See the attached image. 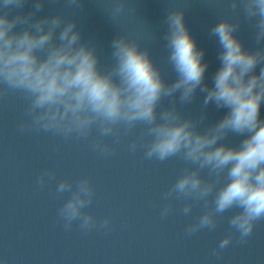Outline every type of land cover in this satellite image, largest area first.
I'll list each match as a JSON object with an SVG mask.
<instances>
[{
	"label": "clouds",
	"instance_id": "9594fccd",
	"mask_svg": "<svg viewBox=\"0 0 264 264\" xmlns=\"http://www.w3.org/2000/svg\"><path fill=\"white\" fill-rule=\"evenodd\" d=\"M27 3L0 0V101L12 95L23 99L18 133L83 141L101 159L115 156L133 136L130 154L142 151L144 160L177 158L185 164L161 194V219L177 210V201H183L179 212L185 217L199 206L202 211L183 230L192 237L216 231L231 212L228 234L210 254L221 255L234 240L246 244L264 222V0H225L231 15L209 30L220 62L211 86L205 82V50L185 22L187 7L169 8L163 19L166 62L175 73L169 82L151 48L142 47L156 39L145 22L149 44L121 31L111 41L110 60L102 63L96 43L83 39L76 19L63 12L37 17L45 0H32L24 13ZM63 6L82 9V0H63ZM104 11L112 22L136 14L132 0H111ZM242 21L252 29L255 48H245L236 35ZM197 91L203 96L200 112H185ZM209 105L226 111L208 122ZM232 137L240 138L238 143L230 142ZM53 183L52 194L66 196L56 210L65 232L113 230L111 216L101 219L88 211L96 199L90 176L57 180L56 171L46 168L36 179L41 190Z\"/></svg>",
	"mask_w": 264,
	"mask_h": 264
},
{
	"label": "water",
	"instance_id": "95a60500",
	"mask_svg": "<svg viewBox=\"0 0 264 264\" xmlns=\"http://www.w3.org/2000/svg\"><path fill=\"white\" fill-rule=\"evenodd\" d=\"M135 13L112 22L107 13L111 0H82V9H64L63 0L50 3L37 17L63 12L77 20L85 41L92 40L102 63L110 60V44L121 31L149 44L151 32L155 41L148 46L166 79L175 73L166 62L165 42L161 39L166 25L163 19L169 8L187 7L185 22L197 45L205 50L208 69L205 82L210 86L219 68V45L209 36L210 28L221 18L230 16L225 0H132ZM28 0L23 12L31 10ZM104 9V10H103ZM15 14V13H13ZM236 35L245 48H255L251 27L241 23ZM259 68H257V72ZM203 96L183 109L198 114ZM167 103V101H165ZM214 105L207 109L212 122L224 115ZM24 101L16 95L0 101V264H264V222L258 223L246 244L234 240L219 256L210 253L224 235L228 234V212L214 232L202 231L192 237L183 235L184 227L202 209L197 206L191 216L179 209L183 201L175 202L177 209L167 219H161V194L175 182L185 164L173 158L163 163L142 159L127 150V137L116 155L107 159L91 152L83 141H63L45 134H20L17 122L23 118ZM264 116V107L261 109ZM232 137L230 142L238 143ZM52 168L57 180L90 176L96 199L88 209L98 218L111 216V232L93 231L82 235L75 228L65 232L57 221L56 210L64 198H56L55 183L38 189L36 179L42 170Z\"/></svg>",
	"mask_w": 264,
	"mask_h": 264
}]
</instances>
